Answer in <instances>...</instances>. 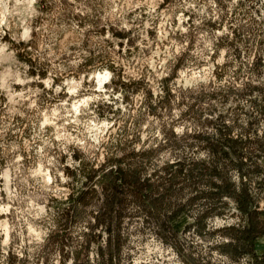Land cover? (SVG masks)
<instances>
[{"label": "rangeland", "instance_id": "obj_1", "mask_svg": "<svg viewBox=\"0 0 264 264\" xmlns=\"http://www.w3.org/2000/svg\"><path fill=\"white\" fill-rule=\"evenodd\" d=\"M261 10L0 0V264H264Z\"/></svg>", "mask_w": 264, "mask_h": 264}, {"label": "clouds", "instance_id": "obj_2", "mask_svg": "<svg viewBox=\"0 0 264 264\" xmlns=\"http://www.w3.org/2000/svg\"><path fill=\"white\" fill-rule=\"evenodd\" d=\"M231 4L232 5L236 4V0H231ZM253 15H255V13H253ZM261 16H264V10H261ZM257 19H260V17H257ZM0 22H3V21L0 20ZM221 31H227V28L224 27L223 29H221ZM217 34L219 35L220 33L218 32ZM222 57H223V50H221V59H222ZM181 75L183 76L184 73H181ZM107 76H108V74H105L104 78L107 79ZM45 83H47V81H45ZM176 131L179 132V131H182V129L181 128H177ZM37 238H39V237L37 236ZM6 242H7V240H5V243ZM156 250L159 251V249H156ZM149 251H152V249H150ZM135 264H140V261L137 260L135 262Z\"/></svg>", "mask_w": 264, "mask_h": 264}]
</instances>
